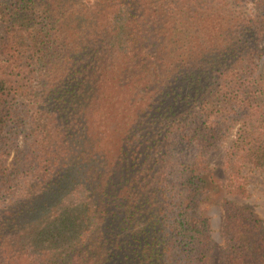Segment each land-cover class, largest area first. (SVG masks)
Returning <instances> with one entry per match:
<instances>
[{"label":"trees","instance_id":"trees-1","mask_svg":"<svg viewBox=\"0 0 264 264\" xmlns=\"http://www.w3.org/2000/svg\"><path fill=\"white\" fill-rule=\"evenodd\" d=\"M254 178L264 0H0V264H264Z\"/></svg>","mask_w":264,"mask_h":264},{"label":"rangeland","instance_id":"rangeland-1","mask_svg":"<svg viewBox=\"0 0 264 264\" xmlns=\"http://www.w3.org/2000/svg\"><path fill=\"white\" fill-rule=\"evenodd\" d=\"M230 145L226 143L223 148L213 152L210 158L211 171L207 176L206 189L209 192L206 204V216L209 218L212 230L213 242L216 252L223 244L222 226H223V210L221 208L222 200L226 198L224 186L227 180V173L223 167L225 148ZM239 201V200H238ZM241 203L251 204L260 217L264 220V182L259 178L252 181V197ZM219 260V252L217 253Z\"/></svg>","mask_w":264,"mask_h":264}]
</instances>
